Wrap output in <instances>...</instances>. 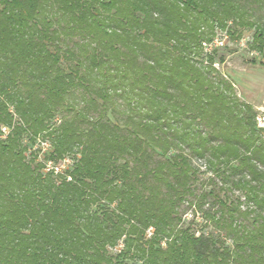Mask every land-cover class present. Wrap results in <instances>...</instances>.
<instances>
[{"label": "trees", "instance_id": "obj_1", "mask_svg": "<svg viewBox=\"0 0 264 264\" xmlns=\"http://www.w3.org/2000/svg\"><path fill=\"white\" fill-rule=\"evenodd\" d=\"M246 30L264 0H0V264H264V128L206 50Z\"/></svg>", "mask_w": 264, "mask_h": 264}, {"label": "rangeland", "instance_id": "obj_2", "mask_svg": "<svg viewBox=\"0 0 264 264\" xmlns=\"http://www.w3.org/2000/svg\"><path fill=\"white\" fill-rule=\"evenodd\" d=\"M253 30H246L242 38L232 39L225 32H218L216 41L206 46L210 51L216 48L215 66L234 84L241 99L250 102L257 110L258 117L264 116V55L249 47ZM201 169H205L204 162L197 161ZM207 175L202 176V181ZM189 210L185 216V223L191 219ZM192 222V221H191ZM203 219L198 215L193 227L199 232H212L213 229L204 227Z\"/></svg>", "mask_w": 264, "mask_h": 264}, {"label": "built area", "instance_id": "obj_3", "mask_svg": "<svg viewBox=\"0 0 264 264\" xmlns=\"http://www.w3.org/2000/svg\"><path fill=\"white\" fill-rule=\"evenodd\" d=\"M258 126L264 128V116L258 117Z\"/></svg>", "mask_w": 264, "mask_h": 264}]
</instances>
